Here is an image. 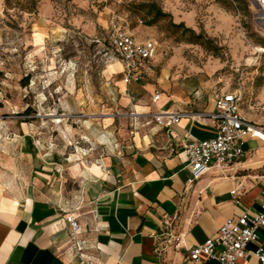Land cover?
Here are the masks:
<instances>
[{
    "label": "crops",
    "instance_id": "1",
    "mask_svg": "<svg viewBox=\"0 0 264 264\" xmlns=\"http://www.w3.org/2000/svg\"><path fill=\"white\" fill-rule=\"evenodd\" d=\"M157 50L128 82L119 59L103 68L121 117L106 115L84 133V145L58 147L22 128L15 144H5L0 129V264H218L204 255L191 260L189 249L216 236L227 217L259 209L264 141L248 137L241 160L187 181L184 145L214 137L212 94L226 87L217 89L208 70L188 68L179 53L156 70ZM177 111L184 115L170 125L154 118ZM69 213L80 225L81 253ZM172 234H180L178 249L167 241ZM257 234L245 264H264L251 253L264 244V227Z\"/></svg>",
    "mask_w": 264,
    "mask_h": 264
},
{
    "label": "rangeland",
    "instance_id": "2",
    "mask_svg": "<svg viewBox=\"0 0 264 264\" xmlns=\"http://www.w3.org/2000/svg\"><path fill=\"white\" fill-rule=\"evenodd\" d=\"M131 1L36 0L32 5L30 0H0V129L5 128V144H15L22 128L74 149L89 141L84 133L97 122L119 112L114 83L103 75V68L118 60L107 37L113 16L136 34L157 39L156 70L179 53L188 68L208 70L217 89L238 87L242 114L264 129V0H248L249 16L215 0H157L174 22L212 36L221 46L217 55L188 42V34L168 18L146 25Z\"/></svg>",
    "mask_w": 264,
    "mask_h": 264
},
{
    "label": "built area",
    "instance_id": "3",
    "mask_svg": "<svg viewBox=\"0 0 264 264\" xmlns=\"http://www.w3.org/2000/svg\"><path fill=\"white\" fill-rule=\"evenodd\" d=\"M107 37L116 58L123 65V79L126 82L140 76V67L155 54L159 45L155 38L135 37L117 16L109 20ZM158 97L159 93L156 92L153 100ZM212 99L215 103V111L211 113L215 120L214 137L194 139L184 145V154L190 166L188 182L201 177L213 166H228L241 160L245 156L248 137L264 141V129L246 118L240 110L241 91L238 87L216 91ZM183 115L180 111L160 112L154 118L159 124L170 125L178 122ZM231 195L234 202L238 203L236 189L231 190ZM65 221L71 229L73 247L80 252L83 249L82 241L74 238L80 232V225L72 213L65 215ZM260 227H264V200L253 213L243 212L227 217L219 226L216 236L190 248L189 256L195 261L204 255L218 264H245L241 260L250 254L248 244L259 240L257 232ZM167 241L174 249L181 246L180 234L170 235ZM251 253L259 263H264V244L258 243Z\"/></svg>",
    "mask_w": 264,
    "mask_h": 264
},
{
    "label": "trees",
    "instance_id": "4",
    "mask_svg": "<svg viewBox=\"0 0 264 264\" xmlns=\"http://www.w3.org/2000/svg\"><path fill=\"white\" fill-rule=\"evenodd\" d=\"M35 5L36 0H30ZM221 6L229 10H238L244 16L250 15L248 0H215ZM133 9L141 12L146 17L145 24L152 25L156 20L168 18L171 26L178 28L182 33L188 34V42L204 45L214 54H218L221 46L215 42V39L206 34L203 29L195 31L193 28L186 26L184 22H174L171 14L162 9L157 0H132L130 2ZM204 40V41H203Z\"/></svg>",
    "mask_w": 264,
    "mask_h": 264
},
{
    "label": "bare ground",
    "instance_id": "5",
    "mask_svg": "<svg viewBox=\"0 0 264 264\" xmlns=\"http://www.w3.org/2000/svg\"><path fill=\"white\" fill-rule=\"evenodd\" d=\"M55 121H59V119H54Z\"/></svg>",
    "mask_w": 264,
    "mask_h": 264
}]
</instances>
